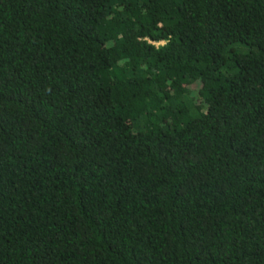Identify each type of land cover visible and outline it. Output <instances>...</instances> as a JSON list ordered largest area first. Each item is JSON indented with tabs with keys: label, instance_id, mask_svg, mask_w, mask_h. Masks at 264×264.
I'll use <instances>...</instances> for the list:
<instances>
[{
	"label": "trees",
	"instance_id": "1",
	"mask_svg": "<svg viewBox=\"0 0 264 264\" xmlns=\"http://www.w3.org/2000/svg\"><path fill=\"white\" fill-rule=\"evenodd\" d=\"M0 264H264V0H0Z\"/></svg>",
	"mask_w": 264,
	"mask_h": 264
},
{
	"label": "built area",
	"instance_id": "2",
	"mask_svg": "<svg viewBox=\"0 0 264 264\" xmlns=\"http://www.w3.org/2000/svg\"><path fill=\"white\" fill-rule=\"evenodd\" d=\"M156 45H158V44H156Z\"/></svg>",
	"mask_w": 264,
	"mask_h": 264
}]
</instances>
